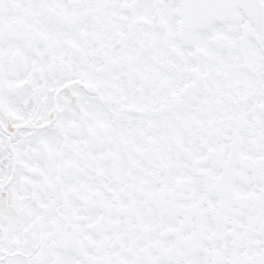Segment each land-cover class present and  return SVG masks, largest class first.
I'll return each instance as SVG.
<instances>
[{"label":"snow or ice","instance_id":"snow-or-ice-1","mask_svg":"<svg viewBox=\"0 0 264 264\" xmlns=\"http://www.w3.org/2000/svg\"><path fill=\"white\" fill-rule=\"evenodd\" d=\"M0 264H264V0H0Z\"/></svg>","mask_w":264,"mask_h":264}]
</instances>
